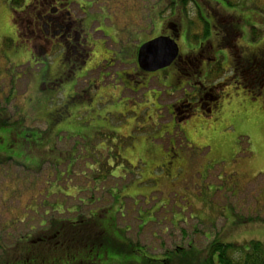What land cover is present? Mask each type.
Wrapping results in <instances>:
<instances>
[{"label":"rangeland","instance_id":"1","mask_svg":"<svg viewBox=\"0 0 264 264\" xmlns=\"http://www.w3.org/2000/svg\"><path fill=\"white\" fill-rule=\"evenodd\" d=\"M29 1L34 2L0 0V106L10 96L9 111L25 114L28 126L41 130L34 132V139L42 140L49 135L52 140L44 142L49 141L51 147L57 142L61 149H70L68 162L71 161L73 169L60 172L54 168V180L44 183L47 186L65 181L61 185V197H57L60 204L87 205L85 202L89 199L92 207L99 208L105 203L98 199L104 194L100 190L101 179L105 173L113 174L114 183L112 187L108 185L112 205L105 218L119 225L114 226L116 239L121 233L127 234L126 239L137 248L131 257L118 249L110 250L109 257L98 256L95 251L97 257L91 258V263L210 264L212 260L217 262V254L211 250L216 241L236 243L246 249L251 241L264 244V85H254L239 76L247 64L231 67L237 58L245 59L246 63L264 61V39L257 44L251 41L252 28L262 27L260 18L256 20L251 13L254 11L241 6L227 8L211 0H190L187 10L180 14L169 7L167 0H84L87 3L83 14L90 13L86 21L94 24L89 40L93 55L86 68L98 64L100 68L89 75L92 78L89 81L82 79L83 76H72L62 84L50 86L54 78L68 69L69 63L54 55L48 60V66L29 65L33 48L25 46L24 37L20 43L15 37V13L29 5ZM239 1L231 0L237 4ZM257 3L263 2L257 0ZM200 10L210 25L206 30L200 26L199 30L192 31L188 24L197 20ZM71 11L76 17H82L78 6L73 5ZM161 11L163 14L159 15ZM182 15L185 19L178 22L176 18ZM225 18L230 22L227 25L221 23ZM257 22L260 23L256 25ZM168 24L178 25L181 55L189 54L191 49L198 50L202 44L183 39L186 32L194 39V34H203L209 29L208 36L215 47L222 38L233 41L229 45H234V49L217 48L219 55L226 51L229 56L221 62L226 72L208 81L210 87H216L214 92L219 98L213 121L206 122L210 115L201 111V115L190 116L185 122L178 121L179 125H169L171 117L163 107L168 109L167 104L171 102L168 100L178 94L173 81L186 83L184 72H176L175 64L156 72L144 84L136 77L140 47L163 34ZM102 33L112 37L115 34L120 40L105 39ZM33 51L36 56L41 54L37 49ZM110 52L116 57L113 60ZM197 79L192 83L199 87ZM163 82L170 83L169 87ZM184 88L190 94L198 91L188 85ZM177 96L179 100L183 92ZM180 112L188 115L182 109L174 115ZM162 117L163 120H158ZM17 118L20 116H13L14 120ZM41 121L47 127L52 125L51 133ZM14 124L12 129H24L18 120ZM13 131L0 129V140L4 143L0 150H7ZM11 173H3L0 180L18 184L21 196L9 202L20 203L22 207L29 203L31 195L36 196L38 188L31 187L33 175L17 168H12ZM25 181L28 183L22 187ZM85 184L96 185L94 196H90L91 192L86 195L79 192L78 198L70 197V187ZM110 188L106 187L105 194ZM8 207L0 195V234L4 223L12 219L6 213ZM254 217L261 220L241 223ZM37 218L35 215V226ZM27 228L18 222L4 228L3 236L25 235ZM71 239L63 240L64 246L60 243L57 246L69 247ZM124 244L130 246V243ZM40 248L53 249V246ZM63 251L66 252L62 255H67V250ZM45 256L58 257L55 252H47ZM79 261L80 257L72 256L65 264Z\"/></svg>","mask_w":264,"mask_h":264},{"label":"trees","instance_id":"2","mask_svg":"<svg viewBox=\"0 0 264 264\" xmlns=\"http://www.w3.org/2000/svg\"><path fill=\"white\" fill-rule=\"evenodd\" d=\"M188 1L190 0H167L169 7L175 12L177 10L178 13H181L182 10H187ZM211 1L216 2L218 5L222 4L227 8H238L241 6L240 8H249L253 10L254 12L251 13L256 17V20L257 18L261 20V23L257 22L256 25L260 23L262 27L257 29L255 27L252 28L251 41L257 44L264 39V0H261L263 2L262 4L257 3V0H241L239 4L231 2V0ZM19 2L22 4L24 0H19ZM245 4L251 6V8L246 7ZM153 6L154 5L150 7ZM161 14H163V11H161L159 15ZM148 16L150 18V15ZM209 25L210 23H208L200 10L197 20L189 22L188 28L194 31L195 29L199 30L200 26H203L205 27L203 29L206 30ZM203 35L205 37L207 36L206 33ZM203 35L196 36V39L198 40V37L204 38ZM188 38L191 40L190 37ZM224 73L225 72H222L221 68L214 70L208 81H212L218 75V77H220V74L223 75ZM8 99L7 102L4 103V106H0V129H11L14 131L10 134V142L6 147L7 150H0V174H2L0 177L4 175L3 173H5V175H13L11 173L12 168L23 170L26 175H33L32 179H34V183H32L31 187H36L38 190L36 196L35 194L31 195L29 203L21 207L20 203L14 204V202H9V199L19 198L21 196V189L18 188V184L16 185L10 182L4 183V181L6 182L7 180H0V195L5 203L9 204L6 213L12 218L9 223H7V221L4 223L3 231H5L4 228L11 227L18 222L24 224V227H28L24 232L25 235L3 236L4 234L2 231L0 234V264H65L69 263V259L72 256L80 257L81 262L79 261L77 264H93L91 263L92 261H90L91 258H96L97 255L103 256L105 254L109 257V252L115 251V249L120 250V252L128 256H134V249L137 248V246L129 242V239H126V237L129 238L127 234L124 235L120 232L121 237L116 239L114 226L119 227V225L113 223V219L105 218L106 212L108 213L112 205V202L110 204L111 197L109 193L111 191L110 187H112L114 183L112 179L113 174L105 173L103 176L104 178L101 179L103 184H101L100 190L101 193L104 194H100L98 199L100 202H105L103 204L104 206L101 205L99 208H94V206H91L92 202L89 199H87L86 202L82 200L87 204H82L84 206L80 204H75L73 206L60 204L57 197H61V193L63 192L61 185L64 184L65 181H61L58 184H49L47 186L44 185V183H50L54 180V168L59 171L64 170V172H66L67 169H73V166H70L71 161L68 162L70 149H61L58 147L57 142L51 147L52 144H50L49 141L44 142L47 139L52 140V137L49 135H47V137L40 136L42 140L38 138L34 139V132L40 129L28 126L27 119L25 118L26 115L21 114L18 110L11 113L9 111ZM13 116H20V118L14 120ZM16 120H18L19 124L24 126L22 131L12 129L15 128L14 122ZM41 122L45 124L47 129H50L51 133L53 130L52 125L47 127L45 122ZM47 129L44 131H47ZM18 145L19 149L17 150L16 148ZM0 147H4L2 140H0ZM105 154L106 151H103L102 155ZM54 164L56 165L54 166ZM26 183L28 182L25 181L21 183L22 187ZM108 185L110 187H108ZM95 187L96 185L91 184H85V186L80 185L77 188L70 187L69 194L71 198H78L79 192H81V195H86L87 192H91L90 196H94L93 191ZM106 187L110 189L105 194L107 190ZM90 196L86 197L90 198ZM38 197L39 200L37 201ZM46 197L50 198L47 200ZM79 199L82 198L79 197ZM13 205L18 207H11ZM35 215L39 217L37 218V226L33 225V223L36 222V219H34ZM95 218H97L96 221ZM260 220L261 219L258 217L247 218L241 220V223L248 224ZM262 222H264V220H262ZM70 237L72 239L70 240L69 247L64 248L67 250V255H62L66 251H63L64 249L59 248L57 245L60 243V245L64 246L65 243L62 241ZM5 239L8 241H5ZM124 243H130V246H126ZM74 245L77 246L72 249L71 246ZM40 246H53V249H41ZM211 250L212 253L217 254V262L212 260L210 264H264V244L260 241H251L248 249L236 243H222L216 241L213 243ZM95 251H98L97 255L94 254ZM47 252H55L58 257L51 259V257L45 256ZM94 262L96 263V260ZM98 262L99 261H97V263Z\"/></svg>","mask_w":264,"mask_h":264},{"label":"flooded vegetation","instance_id":"3","mask_svg":"<svg viewBox=\"0 0 264 264\" xmlns=\"http://www.w3.org/2000/svg\"><path fill=\"white\" fill-rule=\"evenodd\" d=\"M30 2L31 1L28 3L29 5H25L18 13H15L17 20H15L14 17L16 23L15 37H17V42L20 43V40L24 37V42H26L25 46L32 47L33 50L37 49V53L41 52V54H37L36 56V53L32 50L28 62L29 65L48 66V60L54 55H59V57H62L67 63H69V67L66 71H63L60 74L59 78H54V80L49 83L50 86L62 84L65 79H70L72 76H83L82 79H87L88 81L91 80L92 78L89 75L96 72L98 68H100V64L86 68L93 55L89 40H91L92 28L94 27V24H90L86 21V19H89L88 17L90 13L87 12V14H83L87 2L84 0H34L33 3ZM73 5L79 7V10L82 12V17L78 18L72 13L71 8ZM184 19L183 15L182 17L176 18L178 22H181ZM224 20L225 21H222L221 23H225L226 25L230 23L226 18ZM207 31H209L210 34V30L208 29ZM207 31L205 32L207 34L206 37L203 35L205 33L194 34L195 38H192L191 40L188 38L189 36L187 35V32L183 34L182 38H188L189 43L194 41L195 44H202L198 50H188L189 54H179L180 58L174 62L177 67L176 72H184L185 77L183 78L186 83H181L180 80L173 81V86L175 87L173 88L180 93L183 92V96L171 105L172 111L177 112L182 109L189 117L196 116L197 113L201 115V111H204L207 114H212L214 113V108L219 106V98L214 92L216 91V87H210L208 80L211 76L210 73L214 70L221 68L222 72H226L223 68V64L221 65V62L223 59L226 60L229 58V56L226 51H224V55H219L220 51H217V48L224 47L225 49L226 47L234 49V45H229V43L231 44L233 41L228 40L227 38H222L216 47L213 46L210 42ZM102 34H104L105 39L109 38L112 41L115 40V42L120 40V38H116L115 34V38L106 33ZM200 35H203L204 38L198 37L197 40L196 36ZM161 36L170 37L177 41V38L180 36L178 25L173 24V26H170V24H168V26L164 28L163 34H160L159 37ZM230 53L229 55L232 56ZM109 54L112 60L116 58L112 52ZM43 57H45V59H43ZM124 57H126V54H124ZM120 60L121 59H119V61ZM74 61H76V63H74ZM105 62H108V60H105ZM242 63L243 66L247 65L244 66V69L243 67L241 68L242 71L240 75L239 73L237 74L241 77H245V79H249L250 83L254 85L263 86L264 61L259 62V60H254V62L251 61L246 63L245 59L242 61L235 60L232 62L231 67H236V65ZM84 68L86 69L83 70ZM103 69H105V66ZM137 71L138 72L135 74L141 84L146 83L148 78H153L154 74L146 73L139 68ZM98 73L101 74V72ZM194 79H197L199 87H196L192 83ZM187 85L198 91L193 92L192 94L188 93V90L184 91V87ZM98 86L99 85H97V87ZM100 88H102V84L100 85ZM200 115H198V117Z\"/></svg>","mask_w":264,"mask_h":264},{"label":"water","instance_id":"4","mask_svg":"<svg viewBox=\"0 0 264 264\" xmlns=\"http://www.w3.org/2000/svg\"><path fill=\"white\" fill-rule=\"evenodd\" d=\"M178 43L170 37H158L143 44L137 56L138 67L147 73H156L171 67L180 58Z\"/></svg>","mask_w":264,"mask_h":264},{"label":"crops","instance_id":"5","mask_svg":"<svg viewBox=\"0 0 264 264\" xmlns=\"http://www.w3.org/2000/svg\"><path fill=\"white\" fill-rule=\"evenodd\" d=\"M167 87H169V84L170 83H168V82H163ZM145 88H147V89H149L148 87H145ZM102 89V88H101ZM162 94V93H161ZM161 94H160V96H161ZM178 94H175V96H174V98H172L171 100H168V102L169 101H171L170 103H168L167 105H169V107H168V109H167V107H163L164 109H166L167 110V112H168V114H169V116L171 117V120H170V123H169V125H179V123H182V122H185L187 119H188V115L186 116L183 112H180L179 114H177L176 116L174 115L175 114V112H173L172 111V103L175 101V100H177V98H178V96H177ZM158 96L155 94V101L157 102L158 100ZM158 103V102H157ZM159 105V104H158ZM158 107V106H157ZM159 108H160V106H159ZM161 109V108H160ZM172 112H171V111ZM210 116L207 118L208 119V121H206V122H209V120L211 119L212 121H213V119H214V113H210L209 114ZM186 117V118H185ZM163 118L164 117H162L161 119H158V120H163ZM177 120V121H176ZM178 121H179V123H178ZM182 126H184V124H182Z\"/></svg>","mask_w":264,"mask_h":264}]
</instances>
